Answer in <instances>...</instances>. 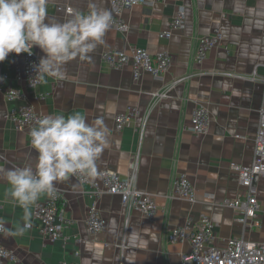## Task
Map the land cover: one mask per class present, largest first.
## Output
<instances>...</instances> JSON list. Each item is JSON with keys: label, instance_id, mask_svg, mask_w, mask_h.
Returning a JSON list of instances; mask_svg holds the SVG:
<instances>
[{"label": "crops", "instance_id": "obj_1", "mask_svg": "<svg viewBox=\"0 0 264 264\" xmlns=\"http://www.w3.org/2000/svg\"><path fill=\"white\" fill-rule=\"evenodd\" d=\"M88 3L49 0L48 13L63 20L69 14L67 7L87 11ZM94 3L111 12L110 0ZM181 8L185 9V28L175 30L171 38L161 37ZM123 15L128 31L110 28L105 43L97 46L90 59L76 58L65 65L63 78L50 76L30 88L23 72V53H10L0 62L1 72L9 76L2 87L24 93V99L11 101L0 91V164L4 170L35 164L36 153L27 131L18 130L8 119L14 107L30 103L44 114L79 111L89 121L102 116L109 146L97 161L95 178L101 170L129 175L139 157L137 185L156 197L158 216L151 221L141 212L128 213L119 195L105 194L99 208L108 221L107 228L101 234H91L85 219L94 201L92 188L70 176L56 184L67 199V215L73 221L65 230L67 239L44 241L34 205L23 234L5 235L24 223V209L8 195L9 185L0 172V220L6 223L0 242L16 254L15 261L5 264H59L63 260L183 264L182 254L190 251V244L171 243L167 234L188 218L202 216L214 220L221 238L245 233L250 239L264 240V235L255 232L257 228L245 232L235 219V210L223 205L226 199L243 195L239 175L231 164L250 165L255 157L259 112L264 105V0H165L153 6H132ZM216 29L221 30L223 39L202 63H196L198 39ZM137 47L152 54L170 53L173 63L163 79L145 73L136 80L131 65L114 69L102 59L104 51L131 52ZM34 48L41 57L42 51ZM164 90H169L168 98L154 100L151 93ZM199 104L206 105L211 115L210 131L205 135L182 129L190 128ZM130 108H137L138 116L117 130L115 116ZM176 173L185 174L194 184L196 203L171 198ZM254 187L264 207V179L257 177ZM48 198L41 196L37 202ZM262 220L264 224V216Z\"/></svg>", "mask_w": 264, "mask_h": 264}, {"label": "built area", "instance_id": "obj_2", "mask_svg": "<svg viewBox=\"0 0 264 264\" xmlns=\"http://www.w3.org/2000/svg\"><path fill=\"white\" fill-rule=\"evenodd\" d=\"M159 1L165 0H110L113 17L111 28L123 33L127 32L129 26L123 15L127 8L139 4L153 6ZM66 10L69 13L72 8L67 7ZM184 28L185 9L181 8L173 19L171 28L161 32L160 36L171 38L175 30ZM222 39L223 34L220 29L201 36L195 49L194 61L202 63L210 50L220 44ZM39 58L35 48H33L32 55L23 53V72L25 81L30 88H36L42 83L38 73L34 72V65L38 63ZM102 59L114 69H122L131 65L136 80H139L145 73L151 74L156 79H163L173 63L169 52L162 51L152 54L146 48L141 47L133 48L131 52L107 50L103 52ZM8 78L9 76L0 70V91L8 100L24 99V93L21 90L9 86L2 87ZM151 95L154 100L168 98L169 90L152 92ZM138 114L137 108H130L126 112L116 115V129L123 130L133 122ZM43 115L44 113L36 110L32 104L25 103L12 108L7 116L18 130H26L29 135V129ZM259 115L253 162L250 165L235 162L231 164L232 169L239 175L243 195L235 199H226L223 204L235 210V219L244 226L245 232L261 227L263 224V203L256 195L254 183L257 177L264 179V105L260 109ZM210 123L211 115L208 107L199 104L193 111L190 128L182 126V129H190L196 134L205 135L210 131ZM0 157H2L1 154ZM138 163L139 157H136L129 175H122L112 170H101L99 178H95V175L91 177L80 174L72 176L82 183L90 184L92 188L91 195L94 201L89 207L85 219L91 234H101L107 228L108 221L99 208V200L105 194L119 195L128 213L135 210L141 212L151 221L156 220L160 211L156 197L151 192L140 189L137 185ZM0 169L4 170V165L0 164ZM171 198H181L190 203L197 202L195 186L185 174H174L171 183ZM33 209L44 241L54 243L60 239L68 238L65 235V230L73 221L67 215V199L58 188L54 198L49 197L45 201L35 203ZM216 227V223L209 216H202L197 220L188 218L183 225L172 227L167 234V239L171 243L188 242L190 244V251L182 254L183 264H264V240L250 239L245 236V233L241 236L221 238ZM77 241L81 243V239ZM76 254L79 255L80 252H76ZM15 260V252L0 242V264ZM59 264L80 263L63 260Z\"/></svg>", "mask_w": 264, "mask_h": 264}, {"label": "clouds", "instance_id": "obj_3", "mask_svg": "<svg viewBox=\"0 0 264 264\" xmlns=\"http://www.w3.org/2000/svg\"><path fill=\"white\" fill-rule=\"evenodd\" d=\"M49 0H0V62L10 53L43 55L34 72L44 81L50 76L63 78L65 65L79 58L90 59L112 26L109 10L89 0L87 11L70 10L63 20L49 16ZM109 131L104 117L89 121L84 113L44 114L29 129L30 144L36 153L35 164L0 169L9 185L8 195L24 209V223L15 232L29 227L30 206L41 196L54 198L57 182L80 174L91 177L97 161L108 148ZM6 223L0 220V232Z\"/></svg>", "mask_w": 264, "mask_h": 264}, {"label": "rangeland", "instance_id": "obj_4", "mask_svg": "<svg viewBox=\"0 0 264 264\" xmlns=\"http://www.w3.org/2000/svg\"><path fill=\"white\" fill-rule=\"evenodd\" d=\"M263 208H264V207H263ZM262 216H264V210H263V215H262ZM263 227H264V224H263ZM263 227H262V226H261V227H258V228L255 230V232H256L257 234H259L260 236L264 235Z\"/></svg>", "mask_w": 264, "mask_h": 264}]
</instances>
